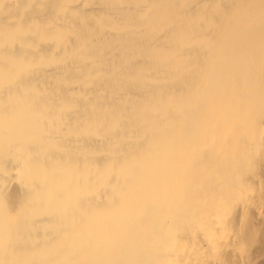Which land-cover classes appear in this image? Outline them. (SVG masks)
<instances>
[{"label": "bare ground", "instance_id": "1", "mask_svg": "<svg viewBox=\"0 0 264 264\" xmlns=\"http://www.w3.org/2000/svg\"><path fill=\"white\" fill-rule=\"evenodd\" d=\"M263 222L264 0H0V264H255Z\"/></svg>", "mask_w": 264, "mask_h": 264}, {"label": "rangeland", "instance_id": "2", "mask_svg": "<svg viewBox=\"0 0 264 264\" xmlns=\"http://www.w3.org/2000/svg\"><path fill=\"white\" fill-rule=\"evenodd\" d=\"M262 231L260 232V234L259 235H261V238L259 237V242L258 243H256L255 244V246H254V248L256 247V251L254 250V253L257 255L258 254V259L256 260V263L255 264H264V257H262V256H264V254H262V253H264V222L262 223ZM263 233V234H262ZM259 244H261V245H259ZM259 245V246H258ZM260 246H261V248H260ZM257 247H258V249H257ZM263 248V249H262ZM260 254H259V253ZM262 252V253H261ZM262 255V256H261ZM260 256V257H259Z\"/></svg>", "mask_w": 264, "mask_h": 264}]
</instances>
